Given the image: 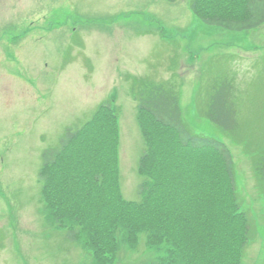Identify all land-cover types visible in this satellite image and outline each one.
<instances>
[{"label": "rangeland", "instance_id": "obj_1", "mask_svg": "<svg viewBox=\"0 0 264 264\" xmlns=\"http://www.w3.org/2000/svg\"><path fill=\"white\" fill-rule=\"evenodd\" d=\"M140 80L175 82L191 129L229 147L252 225L241 264H264L256 170L264 154V24L246 31L207 24L191 0H0V264H99L79 196L70 200V219L46 199L43 154L112 100L119 186L126 199H139L145 142L133 88ZM219 91L236 108L233 137L206 115ZM82 223L74 240L68 230ZM141 238L137 248L119 242L105 264H160L166 245L150 248Z\"/></svg>", "mask_w": 264, "mask_h": 264}, {"label": "trees", "instance_id": "obj_2", "mask_svg": "<svg viewBox=\"0 0 264 264\" xmlns=\"http://www.w3.org/2000/svg\"><path fill=\"white\" fill-rule=\"evenodd\" d=\"M191 8L205 23L233 31L264 24V0H191ZM134 84L145 142L139 199H126L119 186L120 126L112 100L81 128L66 132L59 147L44 152L46 199L70 219V200L79 196V208L87 207L82 213L91 219L87 229L82 223L68 233L79 240L85 229L91 230L88 246L99 264L117 257L119 242L137 248L143 236L150 248L166 245L167 256L160 264H241L252 225L238 196L231 150L223 141L191 129L175 82ZM231 105L219 91L206 115L233 137L238 120ZM256 170L264 185V154Z\"/></svg>", "mask_w": 264, "mask_h": 264}, {"label": "flooded vegetation", "instance_id": "obj_3", "mask_svg": "<svg viewBox=\"0 0 264 264\" xmlns=\"http://www.w3.org/2000/svg\"><path fill=\"white\" fill-rule=\"evenodd\" d=\"M15 41H17V38H13L10 45H13L15 43Z\"/></svg>", "mask_w": 264, "mask_h": 264}]
</instances>
